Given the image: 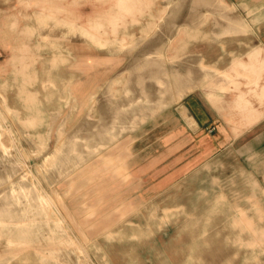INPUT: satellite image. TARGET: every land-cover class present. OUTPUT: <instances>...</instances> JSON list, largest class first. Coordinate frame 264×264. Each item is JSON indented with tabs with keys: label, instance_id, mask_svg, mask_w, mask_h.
Here are the masks:
<instances>
[{
	"label": "rangeland",
	"instance_id": "obj_1",
	"mask_svg": "<svg viewBox=\"0 0 264 264\" xmlns=\"http://www.w3.org/2000/svg\"><path fill=\"white\" fill-rule=\"evenodd\" d=\"M0 264H264V0H0Z\"/></svg>",
	"mask_w": 264,
	"mask_h": 264
}]
</instances>
